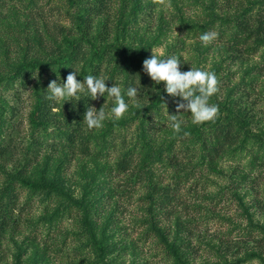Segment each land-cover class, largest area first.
<instances>
[{"label":"trees","instance_id":"trees-1","mask_svg":"<svg viewBox=\"0 0 264 264\" xmlns=\"http://www.w3.org/2000/svg\"><path fill=\"white\" fill-rule=\"evenodd\" d=\"M163 1L0 0V71L3 73L0 77V169L3 171L0 175V262L7 256L3 250L5 239L28 232V226L34 225L20 242L23 250L31 251L28 260L40 254L37 263L110 264L114 257L106 258L107 243H112L116 231L124 229L121 222L125 221L126 214H131L135 225H145L147 238H154L166 250L165 263L189 264L188 253L193 246L180 231L190 237L199 235V225L211 211L205 200L218 203L228 197L230 188L239 199L243 213L251 219L252 213L238 194V187H242L238 182L220 195L212 193L205 180L210 170L223 174L217 168L223 155L248 143L247 115L254 113L244 96L251 94L250 82H244L238 98L231 99L233 95H228L220 100V88L227 91L231 88L229 93H235L237 84L226 85L221 81L225 74H217L222 68H217V92L209 103L218 106V114L214 120L194 124L190 113L178 110L181 98L167 94L164 82L155 84L143 71V61L150 57L147 46L130 52L129 48L120 50L117 44L122 38L140 33L149 35V46L162 43L161 36L167 33L169 22L163 14L157 17L156 9ZM172 1L178 9L177 0ZM201 8L205 13L198 16V22L185 23L187 35L194 32L200 36L215 30L217 39L227 45L234 62L249 63L245 68L247 73L256 69L264 73V0H203ZM11 14L30 20L25 31L31 27L35 39L25 35L20 27L1 21L12 17ZM23 25L20 22L18 26ZM154 26L158 28L155 36L152 35ZM178 49L175 46L173 53L164 57L176 55L182 61L180 70L190 69L191 62ZM259 51L263 61L254 63L251 57ZM76 70L79 72L76 78L81 81L86 75L108 76L121 82L122 87L125 82L135 81L140 94L131 116L106 120L99 129H87L82 120L86 107L93 106V99L83 98L75 105L72 101L62 105L48 99V84L52 80L62 82L68 73ZM113 83L112 79L106 81L107 86ZM25 94L31 97L29 112L20 110L14 103L27 101ZM102 98L103 105L105 97ZM231 105H238V109ZM169 114L185 121L180 131L171 128ZM23 116L29 120L27 131L22 128ZM49 154L57 156L49 157ZM86 158L92 166L82 169L79 162ZM261 158L263 161L259 163ZM50 165L58 168V177L47 183L45 177ZM250 165H264V152L254 151ZM67 173L71 177L81 173L87 176L85 193L79 198L70 195L71 206L67 208L53 210L47 206L44 215L36 216L34 196L49 188L54 198L61 199L58 189H62L60 183L65 177L62 174ZM261 177L262 171L257 176L243 173L239 183L251 185L255 204L264 211ZM131 202L136 203L140 215L135 216L136 212L128 207ZM57 204H62L61 200ZM65 211L71 220L79 219L76 224H70L76 230L66 232L64 222L58 224ZM250 219V228H256L257 232L243 227L242 232L247 235L240 230L237 236L241 235L235 239L232 229L222 231L219 236L212 235L208 245L218 244L227 252L234 249V255H240L242 251L247 253L253 241L255 247L251 250L264 256V224ZM161 222L167 226L160 225ZM43 223L58 224L49 230L53 236L43 234ZM232 226L237 227L234 223ZM175 233L177 241L175 238L171 241L167 234ZM58 235L67 239L73 235L76 243L72 253L58 246ZM65 238L62 243L67 246ZM130 241L125 247L138 248L137 240ZM90 246L97 250V255L89 262L83 261L87 255L85 249Z\"/></svg>","mask_w":264,"mask_h":264},{"label":"rangeland","instance_id":"rangeland-1","mask_svg":"<svg viewBox=\"0 0 264 264\" xmlns=\"http://www.w3.org/2000/svg\"><path fill=\"white\" fill-rule=\"evenodd\" d=\"M201 2L203 3V0H177V9L175 7V3L172 0L163 1V4L156 9L157 17L163 14L165 19L169 22L166 29L167 33H164L165 36H161L162 43L149 46V35L143 36L140 33L135 37H128V39L122 38L119 40V42H117V44L120 46V50L129 48L130 52L135 49L139 50L142 46L146 45V50H148L150 56L153 54V50L154 53H163V57L168 53L172 54L173 49L176 46L177 48L179 47L178 52L183 56V58L189 63L191 62L190 65L192 67L198 66V68L202 70L212 71L214 73L217 68H222L219 73L217 72L218 76L225 74L221 81L226 82V85L230 82H235L237 87L235 88V93H229L231 88H229L228 91L220 88L218 90L221 91L218 94L220 100L227 97L228 95H233L231 99L238 98V94L241 96L242 89L245 87L244 82H250L251 94L244 93V95L246 94L244 98L249 101L248 104L251 106L250 111L254 113L247 115L250 123L248 129V143L241 147L238 146L223 155L217 164V168L223 170V174H218L219 172H213L210 170V172L208 171V174H206L205 180L206 184L209 185V190L214 194L220 193V195L227 191L230 186L234 187L236 182H238V186H242L238 187V194L243 197L245 205L252 213L251 219H253L254 222L264 224V211H261L255 204V197L251 190V185L244 186V184L239 183L240 175L243 173H250L251 176H257L260 174V171H262L261 178L263 179L260 182L263 184L262 188H264V165H250L254 151L264 152V140H262V135H264V73L256 71L257 69L252 73H247L245 68L250 64L247 62H234L229 51L227 50V45L223 43L222 39L218 40L216 38L213 42L205 46L199 40V36H196L194 32L190 34L193 37L187 35L185 23H187V21L191 23L198 22V16H201L205 13V10L201 8ZM11 16L12 17L3 19L1 21L8 22L13 26L16 25L17 28L20 27L24 30L25 35L35 39L36 36L31 32V27H29L28 32L25 31V25L30 20H28L26 17L22 18L20 14H11ZM20 22H23L24 25L18 26ZM156 28V26L153 27V36L158 34V28ZM261 54V51L257 52L251 57V60L255 59L254 63L258 62L259 60L262 62L263 57ZM89 69V67L86 68L87 71H89ZM187 70L189 69L185 68L181 71L183 72ZM1 75H3V73L0 71V77ZM67 75L64 77V79H66ZM24 97L27 99V101L22 103L14 101V103L17 104L20 110L26 109L29 112V109L31 108V106H29V100L31 97H28L27 94H25ZM102 100V96H98L95 100H93V106L97 109L100 108L103 103ZM108 102L109 101L107 100L105 101L106 104ZM252 102L254 103L252 104ZM233 106L238 109V105ZM233 106L231 105V108H233ZM135 109V106H130L128 112H126L124 117L121 119L130 117L131 111ZM20 114L21 111L18 113V116ZM23 119L22 128L23 131H27L30 129L29 120L26 116H23ZM107 121L110 122L111 120ZM50 136L52 137V135ZM52 156H57V154H49V157ZM90 161L91 160L89 158L83 159L81 162H79V166H81L82 169L87 167V165L92 166ZM262 161L263 158H261L258 162L262 163ZM10 168L11 165H8V169ZM66 169L69 170V166H67ZM2 172L3 171L0 169V175ZM68 173L62 174L65 176L60 183L62 189H58V191H61V199L58 197L54 198V195L49 193L51 191L49 188L42 189L40 193H37L34 196L36 201V216L44 215V213H46L44 208L47 206L53 210H61L62 207L67 208L71 206V200L69 199L70 195H73L75 198H79L85 193V187L88 182L87 176L81 173L77 177H71ZM57 177L58 168L54 165H50L47 169V176L45 177L46 182H53ZM233 191L234 190L230 188L228 197H226L224 200L218 201V203H212L205 200L206 204L210 205L211 211L207 214V216L204 217L205 221H202V223L199 225V235L190 237V235L186 236L184 232L182 233V231H180L182 236L190 239L191 245L193 246L192 251L188 253V262H190L189 264H264V256L257 251L255 252L251 250L253 247H255V243L253 241L250 243L253 246L247 251V253L242 251L240 255H234V249L231 252L222 251L218 244L216 246L208 245V239L215 236L216 234L219 236V232L222 231L229 232V230L232 229L235 239H237L241 234L247 235V233L242 232L243 227H248V229H251L255 232L258 231L256 228H250L251 226L248 223L250 218L246 213H243V207L240 206V201L239 199L235 198ZM59 200H61L62 204L58 206L57 202ZM128 207L136 212L135 216L140 215V211L136 203L131 202L128 204ZM63 213L65 215L64 217H61V220L58 222V224L64 222V226L66 225V232L76 230L70 224H76L79 219L75 218L71 220V217L68 216V211ZM130 215L131 214H126L124 218L125 221L121 222V224L124 226V229L122 231H116L113 235L112 243H107L108 252L106 254V258H108V256L114 257L112 260H110V264H169L167 262L165 263L166 250L163 248V246L157 245L159 243L155 242L154 238L148 239V235L144 234V231L146 230L145 225L141 223H139V225H135L133 223L134 219L133 217L130 219ZM177 216L172 218L173 225L176 223ZM235 221H237V223ZM232 223H234L237 227L232 226ZM58 224L49 225L47 223H43V234H46L49 237L53 236V232L50 234L49 230ZM168 224L170 223L168 222ZM255 224L256 223H254V225ZM160 225L167 226L164 222H161ZM30 226H28L29 233L25 232L13 234L5 239L3 250L7 256L6 260H3L0 262V264H18V260L19 264H43L37 263L39 260L36 258L40 257V254L32 255L31 259L28 260L27 257H29L31 251L23 250L24 247L22 248V245L20 244L25 236L30 234ZM240 230L242 233L237 236V232L239 233ZM166 231L167 228L165 229V232ZM176 233L175 235L167 234V236L171 239V241H173V238H175V241H177ZM56 237L59 242L58 246L65 247L68 249V252L72 253V248L76 243L73 240V235H68V239L67 236L65 238L64 236L61 237V235ZM63 238L68 240L67 246L63 245ZM130 239L138 241V248L125 247L126 244L130 245ZM242 244L246 245V242H243ZM85 251L87 255L85 254L86 257L83 261L89 262L90 258L94 259L97 255V250L93 246L88 247L85 249ZM257 253L260 255H257ZM19 254L21 255L19 256ZM58 263H61V261L58 260Z\"/></svg>","mask_w":264,"mask_h":264},{"label":"clouds","instance_id":"clouds-1","mask_svg":"<svg viewBox=\"0 0 264 264\" xmlns=\"http://www.w3.org/2000/svg\"><path fill=\"white\" fill-rule=\"evenodd\" d=\"M217 36V32L207 31L199 36V40L207 46ZM152 53L149 58L144 59L143 71L155 84L164 82V91L167 94L181 98L177 105L178 110L184 109V112L190 113L194 124L214 120L219 109L217 105L209 103V100L217 92L216 74L192 66L182 72L180 57H163V53H154L153 50ZM77 74V70L69 73L62 82L52 80L47 86L46 95L50 100L62 102V105L65 101H72L75 105L83 98L95 100L98 96L105 97V101L109 103H104L99 109L91 105L86 107L82 121L87 129L102 128L106 120H120L130 106H138L140 87L135 81L125 82L122 87L121 82L108 76L86 75L81 81L76 78ZM109 79L114 81L111 86L106 84ZM169 118L171 128L180 131L185 121L174 114H169Z\"/></svg>","mask_w":264,"mask_h":264}]
</instances>
